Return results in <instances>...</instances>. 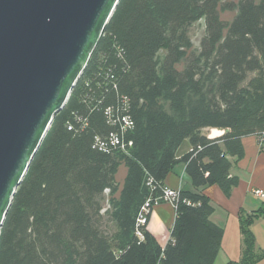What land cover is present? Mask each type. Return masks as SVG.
<instances>
[{"label": "trees", "instance_id": "1", "mask_svg": "<svg viewBox=\"0 0 264 264\" xmlns=\"http://www.w3.org/2000/svg\"><path fill=\"white\" fill-rule=\"evenodd\" d=\"M236 1L120 0L14 195L0 264L216 263L224 229L210 220L207 196L181 190L165 247L148 223L139 238L137 221L177 164L194 188L216 185L229 198L243 139L256 136L264 151V0ZM236 8L231 24L221 20V10ZM202 19L196 54L190 29ZM117 114L133 120L125 134L133 146L102 152L96 139L120 131L111 121ZM212 129L224 133L210 138ZM186 141L191 150L179 158ZM262 216L264 206L241 220L243 257L229 264L261 260L251 225Z\"/></svg>", "mask_w": 264, "mask_h": 264}, {"label": "water", "instance_id": "2", "mask_svg": "<svg viewBox=\"0 0 264 264\" xmlns=\"http://www.w3.org/2000/svg\"><path fill=\"white\" fill-rule=\"evenodd\" d=\"M119 3L0 0V233Z\"/></svg>", "mask_w": 264, "mask_h": 264}, {"label": "crops", "instance_id": "3", "mask_svg": "<svg viewBox=\"0 0 264 264\" xmlns=\"http://www.w3.org/2000/svg\"><path fill=\"white\" fill-rule=\"evenodd\" d=\"M221 134L220 130L212 129L209 137L215 138ZM184 144L185 149L179 150V158L191 150L188 141ZM243 144L244 158L235 163L231 170V174L239 178V183L229 198L216 185L202 189L194 188L191 178L186 174L184 163L177 164L164 182L165 187L200 193L211 200L215 210L210 220L224 229L222 248L215 264L241 261L244 251L241 220L264 206V151L256 136L244 138ZM126 173L127 170L125 176ZM256 190L262 191V195H255ZM175 217V210L170 203H160L152 211L147 229L162 247H165L170 239ZM251 230L255 237V253L262 256L256 264H264V216L254 220Z\"/></svg>", "mask_w": 264, "mask_h": 264}, {"label": "built area", "instance_id": "4", "mask_svg": "<svg viewBox=\"0 0 264 264\" xmlns=\"http://www.w3.org/2000/svg\"><path fill=\"white\" fill-rule=\"evenodd\" d=\"M112 111L108 109V114H111ZM112 125L119 126L120 131L112 132L110 136L106 139L97 138L96 145L97 149L102 152L110 153L115 149H120L124 152H128V147L131 148L133 146L132 142L126 143L125 134L128 130L134 127V122L131 117L127 114L116 115V117L112 118ZM149 185L153 187V191L155 190V186L152 184V181L149 182ZM254 194L257 196L262 195V191L256 190ZM181 199V189H172L168 187H164L162 189L161 194L155 196L152 194L145 204L143 205L141 212L137 221V236L143 239V233L139 229L140 227L146 225L148 223V215H150L154 209V207L163 202H169L174 210L177 209L178 203ZM190 204V202H188Z\"/></svg>", "mask_w": 264, "mask_h": 264}, {"label": "rangeland", "instance_id": "5", "mask_svg": "<svg viewBox=\"0 0 264 264\" xmlns=\"http://www.w3.org/2000/svg\"><path fill=\"white\" fill-rule=\"evenodd\" d=\"M254 1L256 3L259 2V0H254ZM235 3L237 4L238 1L235 0ZM237 14H238V9L237 8L234 9V10H221L220 11V18L225 23L231 24L232 21L234 20V18L237 16ZM205 34H206V24H205V20L204 19H202L199 22L195 23L190 29V36H191V40H192V43H193V49L192 50L196 54H198L200 52L201 42H202V39L204 38ZM225 34H227V30H225ZM164 54H165V52H162L161 56L163 57ZM183 67H184V63L179 66V69H183ZM221 132L224 133L223 131H221ZM206 133L210 134L211 130H206ZM184 145H186V144H184ZM184 145L181 147L180 151L185 149ZM125 172H126V168L125 167H121L120 170H119V173L117 175V178H116L120 189L122 188V184H123V181H124V178H125ZM106 198H107V194H106ZM166 203H169V202H166ZM104 206H105V208L108 207L107 200L104 203ZM109 226L113 230V226H112L111 223L109 224Z\"/></svg>", "mask_w": 264, "mask_h": 264}]
</instances>
